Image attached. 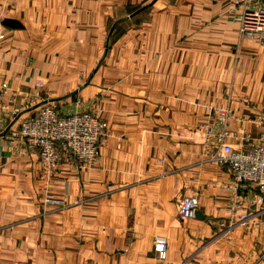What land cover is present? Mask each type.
Masks as SVG:
<instances>
[{
    "label": "crops",
    "instance_id": "obj_1",
    "mask_svg": "<svg viewBox=\"0 0 264 264\" xmlns=\"http://www.w3.org/2000/svg\"><path fill=\"white\" fill-rule=\"evenodd\" d=\"M236 2L0 0V264H264V206L206 128L221 109L233 149L264 136V46ZM45 104L105 122L94 164L50 172L10 137ZM195 195L205 219L184 220Z\"/></svg>",
    "mask_w": 264,
    "mask_h": 264
},
{
    "label": "built area",
    "instance_id": "obj_2",
    "mask_svg": "<svg viewBox=\"0 0 264 264\" xmlns=\"http://www.w3.org/2000/svg\"><path fill=\"white\" fill-rule=\"evenodd\" d=\"M244 9L241 34L264 46V0H237ZM3 29L0 23V31ZM2 36H0V39ZM7 85H3L5 90ZM4 109V107L2 108ZM18 112L14 115L17 116ZM1 118V110H0ZM214 119L218 126L211 123L206 126L210 135L215 136L220 154L213 159L220 166L227 167L231 180L239 187L251 192L250 206H264V136L257 144L247 149L235 150L226 140V114L216 111ZM0 124V134L4 133ZM107 127L103 120L90 112H74L64 115L52 105L45 104L33 117L24 119L19 127L10 130L12 139L22 141L32 152L37 153L48 171L57 169L64 157L77 160L84 166H91L100 156V145L106 136ZM200 201L197 195L185 198L179 204V216L184 220L196 218ZM230 215L233 219L236 214ZM248 215L239 216L245 223ZM167 241L160 236L156 239L155 251L160 260L167 257Z\"/></svg>",
    "mask_w": 264,
    "mask_h": 264
},
{
    "label": "water",
    "instance_id": "obj_3",
    "mask_svg": "<svg viewBox=\"0 0 264 264\" xmlns=\"http://www.w3.org/2000/svg\"><path fill=\"white\" fill-rule=\"evenodd\" d=\"M3 25H5L6 27H9V28H22L21 23L17 20H13V19H6L3 22ZM196 218L201 219V220L205 219L203 214L200 211H197Z\"/></svg>",
    "mask_w": 264,
    "mask_h": 264
}]
</instances>
